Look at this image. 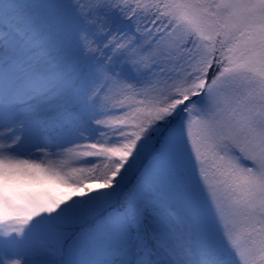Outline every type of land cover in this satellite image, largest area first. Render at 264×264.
Returning <instances> with one entry per match:
<instances>
[{"label":"snow or ice","instance_id":"1","mask_svg":"<svg viewBox=\"0 0 264 264\" xmlns=\"http://www.w3.org/2000/svg\"><path fill=\"white\" fill-rule=\"evenodd\" d=\"M0 264H264V0H0Z\"/></svg>","mask_w":264,"mask_h":264},{"label":"clouds","instance_id":"2","mask_svg":"<svg viewBox=\"0 0 264 264\" xmlns=\"http://www.w3.org/2000/svg\"><path fill=\"white\" fill-rule=\"evenodd\" d=\"M53 180L61 182L59 178L28 164L0 162V213L48 195L46 185Z\"/></svg>","mask_w":264,"mask_h":264}]
</instances>
